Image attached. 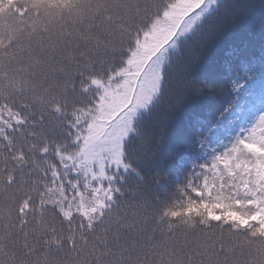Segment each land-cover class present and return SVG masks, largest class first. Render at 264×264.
<instances>
[{
	"label": "snow or ice",
	"instance_id": "obj_1",
	"mask_svg": "<svg viewBox=\"0 0 264 264\" xmlns=\"http://www.w3.org/2000/svg\"><path fill=\"white\" fill-rule=\"evenodd\" d=\"M252 7L0 0V264H264V3L201 68Z\"/></svg>",
	"mask_w": 264,
	"mask_h": 264
},
{
	"label": "trees",
	"instance_id": "obj_2",
	"mask_svg": "<svg viewBox=\"0 0 264 264\" xmlns=\"http://www.w3.org/2000/svg\"><path fill=\"white\" fill-rule=\"evenodd\" d=\"M237 2L246 3L253 7L240 12L237 20L226 23L220 34L209 41L207 49L202 54V73L211 72L234 44H239L246 39H254L257 42L259 40L260 6L264 0H237ZM224 95V93L220 94V96ZM219 103L220 99L217 96L206 99L197 98L195 101L187 103L181 111L176 113V117L169 128V145H176L181 142V134L194 111H199L204 106L218 105Z\"/></svg>",
	"mask_w": 264,
	"mask_h": 264
}]
</instances>
